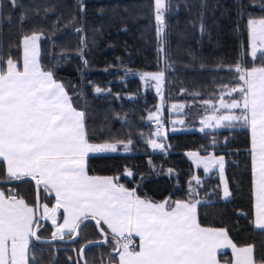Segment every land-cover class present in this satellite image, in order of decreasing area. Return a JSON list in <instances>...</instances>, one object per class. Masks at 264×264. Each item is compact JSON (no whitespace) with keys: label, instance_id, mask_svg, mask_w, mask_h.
<instances>
[{"label":"trees","instance_id":"trees-1","mask_svg":"<svg viewBox=\"0 0 264 264\" xmlns=\"http://www.w3.org/2000/svg\"><path fill=\"white\" fill-rule=\"evenodd\" d=\"M165 3L161 32L154 0H16L15 5L0 0V55L5 61L20 62L23 37L40 33L41 67L63 82L74 106L84 112L89 142L132 141L129 151L118 145L115 152L89 153V173L117 176L153 199L186 198L190 187H197L204 198L198 205L199 224L224 227L236 244L252 245L255 259L264 261V229L254 222L249 128L240 123L204 131L196 128L203 101L217 98L224 86L239 84L237 73L228 69L264 64L260 53L251 55L248 25L250 18L264 17V0ZM131 70H162L166 100L190 101L198 107L187 122L192 128L166 133L167 149L153 150L148 143L156 131L148 115L158 96L144 88L141 76ZM97 87L103 91L97 93ZM192 149L225 153L229 197H222L217 173L204 175L195 185L186 154ZM127 171L133 175H126ZM0 178H6L1 159ZM42 223L39 219V234L47 236L48 226ZM101 236L89 220L75 241L44 243L32 238L35 259L30 264H83L81 245ZM113 243L109 236L107 243L88 245L87 263L109 264L116 255ZM219 258L230 262L233 256L225 250Z\"/></svg>","mask_w":264,"mask_h":264},{"label":"snow or ice","instance_id":"snow-or-ice-1","mask_svg":"<svg viewBox=\"0 0 264 264\" xmlns=\"http://www.w3.org/2000/svg\"><path fill=\"white\" fill-rule=\"evenodd\" d=\"M154 2L162 32L165 0ZM10 3L15 5L16 0H10ZM248 25L252 38L251 55L256 57L259 51L264 56V18L249 19ZM40 39L41 35L35 33L23 37L22 66L11 58L5 61L0 55V158L6 161L10 179L29 176L38 186L54 192L55 205L51 208L42 205L41 216L57 226L53 238L63 239L65 233L71 235L80 223L92 219L98 227L103 223L110 229V233H104L100 228L104 237L102 242L107 243L111 235L117 264H220L218 251L229 246L235 253V264H256L252 246L237 247L225 229L202 227L198 223L197 205L203 201L196 198L197 187H190L187 200L153 203L141 199L135 189L129 190L114 182L113 177L88 175L86 158L89 153L115 152L118 145L129 151L132 141L89 142L84 112L73 107L64 85L38 62L37 42ZM228 70L237 73L240 86L230 89L224 86L226 90L218 96V107L211 100L203 101L218 114L205 117L202 123L209 128L232 127L236 121L250 125L255 224L264 229V67L245 69L237 64ZM164 76L163 71L143 73L141 79L155 81L157 92H161ZM102 91L96 88L97 93ZM233 93L241 94V98H232L230 102L225 99ZM171 107L182 109L184 105L173 104ZM220 109L226 111L220 112ZM235 109H240L242 114L236 115L232 111ZM149 119H157L160 123L156 113L150 114ZM154 135L161 136V130L158 128ZM148 143L153 149L165 148L156 139H149ZM188 155L206 171L218 167L223 173V156L202 157L198 152ZM169 173H172L171 169ZM126 175L133 174L127 171ZM193 182L197 186L201 183L199 177H193ZM223 195L225 198L231 195L226 181ZM61 209L64 214L62 223L58 224L57 214ZM35 212L36 207L29 206L17 195L0 191V264H30V259H35L29 247L32 238L40 239L34 231L37 228ZM134 236L139 238L138 244L134 242Z\"/></svg>","mask_w":264,"mask_h":264},{"label":"crops","instance_id":"crops-1","mask_svg":"<svg viewBox=\"0 0 264 264\" xmlns=\"http://www.w3.org/2000/svg\"><path fill=\"white\" fill-rule=\"evenodd\" d=\"M38 43V51H39V55H38V62L41 66V62H40V41L37 42ZM23 57H24V43L22 41V58H21V61L18 62L17 60H14V61H17L18 62V66H22V62H23ZM253 67H256V68H259V67H264V64H255V65H252L248 68H245V69H251ZM42 68V67H41ZM54 79H56L59 83H62L63 82L56 78L54 76ZM64 85V84H63ZM240 86V83L236 86H233V87H239ZM232 88V87H231ZM64 89L65 91L67 92L66 88H65V85H64ZM230 89V88H228ZM68 94V92H67ZM68 96L70 97V95L68 94ZM232 98H235V99H240L241 98V94L239 93H233L232 94V97H225V99H232ZM71 99V97H70ZM71 103L73 105L74 108H76L71 100ZM78 111H81L80 109L76 108ZM224 111H226L225 109H223ZM234 111H236L238 114L241 113L242 114V111L240 109H235ZM201 119V118H200ZM201 123V121H200ZM199 123V124H200ZM233 123H240V124H244L246 125L248 128H249V131H250V145H251V139H252V131H251V127L250 125H247L245 124L243 121H236V122H233ZM85 124V123H84ZM198 124V125H199ZM197 125V126H198ZM193 127V125H190ZM196 126V127H197ZM217 129V128H215ZM167 145H166V148L167 149ZM251 148V146H250ZM190 152H198L200 156H207V155H210V154H214L215 156L219 157V156H223L224 157V170H223V173H221L217 168H212L211 170L209 171H206L203 167V165H197L196 163V160L195 158H193L192 156H189L188 153ZM186 154L188 156V158L191 160V163L193 165V169H194V176L193 177H199V179L201 180L203 178L204 175H209L211 173H217L218 176H219V179H220V185H221V194H222V197H224L223 195V187H224V183L225 181L227 182V185H228V188H229V191H230V187H229V182H228V178H227V174H226V163L228 161V157L225 155V153L223 151H220V150H215V149H209V150H198V149H192V150H187L186 151ZM88 157V156H87ZM251 158H252V152H251ZM1 160H3L2 158H0ZM4 172H5V175H6V178L8 177L7 175V172H6V161H4ZM86 168H87V158H86ZM252 172H253V194H254V208H255V216H254V222L256 220V200H255V185H254V181H255V173L253 171V160H252ZM87 173L89 176H98V177H113L114 179V182H118L119 184H122L125 188L131 190V189H135V188H131V187H128L126 186L125 184L121 183L118 179H117V176H114V175H109V174H92V173H89L88 169H87ZM18 183L16 184H11V183H7L5 186L1 184L0 182V191H4L5 194L7 195V190H6V187L10 184L13 186V189L18 193V196L17 198L18 199H23L29 206H34L36 207V212H35V216H36V221L35 223L38 224L39 222V217H38V213H37V206H36V186H35V182L33 179H22L20 181H16ZM33 182V183H32ZM34 184V185H33ZM136 194L141 198V199H146V200H151L153 203H161V202H164V201H169L170 203L171 202H175V201H183V200H187L189 199V196L184 198V197H172L170 195H167L166 197L164 198H161V199H153L151 198L150 196L146 195V194H143V193H140L138 192L136 189ZM33 193H34V196H33ZM231 193V191H230ZM40 195H41V214H42V205H47L49 208L53 207L56 203V200H55V194L53 191H51L50 189H44L42 185H40ZM197 199L203 201L204 198L201 197L200 195H198L196 197ZM197 220H198V205H197ZM63 209L60 210V212L57 214V221H58V224L59 223H62V216H63ZM199 223V222H198ZM45 224L48 226V231H49V234L48 235H53V233H55L56 231V225H53L51 220L50 219H45ZM44 224V225H45ZM102 226L104 227L106 233H110V229L107 228L106 225H104L103 223H101ZM201 225V224H200ZM202 227H208V228H223L225 229L224 227H221V226H203L201 225ZM65 235H69L67 233H65ZM111 237V235H109ZM228 237L229 239L237 246V247H245V246H252V245H238L234 242V240L231 238V236L228 234ZM139 243V238L138 237H135ZM32 241V239H31ZM30 241V243H31ZM30 247V245H29ZM253 247V246H252ZM225 250H230L231 253H232V256H233V259L230 261V262H227L225 260H222L219 258V252L220 251H225ZM253 257H254V250H253ZM217 258L220 262V264H235V253L233 252L232 248L229 246V247H225V248H222L218 251V254H217ZM117 260H118V256L117 254L115 255V258L114 260L110 261L109 264H117ZM254 260L256 261V264H261L262 261H257L254 257Z\"/></svg>","mask_w":264,"mask_h":264},{"label":"rangeland","instance_id":"rangeland-1","mask_svg":"<svg viewBox=\"0 0 264 264\" xmlns=\"http://www.w3.org/2000/svg\"><path fill=\"white\" fill-rule=\"evenodd\" d=\"M163 14H164V10H163L162 16H163ZM255 18L260 19V18H264V17H255ZM250 19H252V18H250ZM35 34L41 35L40 33H35ZM30 35H32V34H30ZM250 42H251V52H252L251 30H250ZM257 47L259 48V44H257ZM258 53H260V52L258 51L257 54ZM160 71H162V70L144 71V72L139 71V70H131L130 73L131 74H139L141 76L143 73H156V72H160ZM143 83H144V88H151V90H153L158 96L156 108L150 114L156 113L158 118H159L160 123L157 122V119H149V120L155 123L156 131L159 128L161 130L162 135L161 136L153 135L150 139H156L158 143L164 144L165 148H166V138H165L166 133L169 130L173 131V130H177V129H181V128H192V126H190L188 123L190 121L191 116L197 111L198 107L195 103L190 102V101L186 102V101L166 100L165 89H164L165 76H164V80H163V83L161 86V92H157L156 87H155V81L143 80ZM161 93L163 94L162 96H161ZM210 100L213 101V103H217V107H218V102H217L218 97L215 99H210ZM227 100L230 102L231 99H227ZM173 104L184 105V107L182 109H179V108L173 109L171 107ZM200 106H201L200 113H197V114L200 115L201 123L196 128L201 129L203 127L204 129H215V128L206 127L202 123V121L204 120L205 117L213 115V114H218V113H213L212 109L209 108L208 106L204 105L203 103ZM158 109H159V111H158ZM232 111L236 115H241V113L238 114L236 111H234V110H232ZM220 112H225V111L223 109H220ZM149 115H148V117H149ZM180 121H183V123H180ZM221 127H223V126H221ZM217 128H220V127H217ZM156 131H155V133H156ZM153 150H160V149H153ZM113 245L115 246L114 243H113Z\"/></svg>","mask_w":264,"mask_h":264},{"label":"water","instance_id":"water-1","mask_svg":"<svg viewBox=\"0 0 264 264\" xmlns=\"http://www.w3.org/2000/svg\"><path fill=\"white\" fill-rule=\"evenodd\" d=\"M26 178H29V179H32L31 177H29V176H21L20 178H17V179H10L9 177H7V178H0V182L1 183H11V182H14V181H20V180H22V179H26ZM34 180V179H33ZM34 182H35V186H36V206H37V213H38V217H39V219H41V216H42V214H41V195H40V185L38 186L37 185V182H36V180H34ZM43 220V223H42V226L45 224V219H42ZM89 220H92V219H88V220H84L82 223H80V225H79V227H78V229H77V231L76 232H74V233H72L71 235H64V237H63V239H60V238H53V235H47V236H42V235H40L39 234V230H40V226H37V228H35L34 229V231L36 232V236H38L40 239L39 240H37V241H39V242H44V243H46V242H53V241H67V242H69V241H75V240H77L78 238H79V236H80V230H81V228H82V226L87 222V221H89ZM92 221H94V220H92ZM95 222V221H94ZM96 224V223H95ZM96 226H97V224H96ZM97 228H98V230H99V232L101 233V231H100V228H103V230H104V233H106V231H105V229H104V227L102 226V224L98 227L97 226ZM102 234V233H101ZM103 234H102V236L101 237H98V238H92V239H89V240H87V241H85L82 245H81V247H80V249H79V254H80V258H81V261L83 262V264H88L87 263V260H86V257H85V253H84V251H85V245H90V241L91 242H94V243H99V242H102L103 241ZM92 244V243H91ZM81 249H83V252H81Z\"/></svg>","mask_w":264,"mask_h":264},{"label":"built area","instance_id":"built-area-1","mask_svg":"<svg viewBox=\"0 0 264 264\" xmlns=\"http://www.w3.org/2000/svg\"><path fill=\"white\" fill-rule=\"evenodd\" d=\"M6 190H7V195H8L9 193H12V194H15V195L18 196V193L13 189V186H12V185L9 184V185L6 187ZM133 240H134V242H135L136 244H138V241H137V239L135 238V236L133 237Z\"/></svg>","mask_w":264,"mask_h":264}]
</instances>
